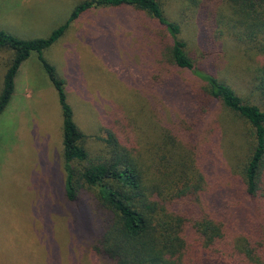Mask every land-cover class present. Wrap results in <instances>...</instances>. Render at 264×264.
I'll use <instances>...</instances> for the list:
<instances>
[{"label": "trees", "instance_id": "1", "mask_svg": "<svg viewBox=\"0 0 264 264\" xmlns=\"http://www.w3.org/2000/svg\"><path fill=\"white\" fill-rule=\"evenodd\" d=\"M169 1L83 0L48 37L23 39L0 30V50L14 52L0 114L22 63L37 51L62 108L65 195L70 201L91 197L105 213L93 245L103 264H264V0H174L177 8L168 12ZM122 5L144 11L158 27L161 73L151 80L191 78L176 95L165 92L171 116L149 124L150 140L134 141L113 120L87 145L91 137L76 120L65 81L43 53L87 10ZM190 27L201 31V44L188 37ZM219 43L243 52L238 67L251 77L250 98L212 69ZM220 108L234 118L240 144L237 167L227 175L216 168L221 135L206 127L208 113Z\"/></svg>", "mask_w": 264, "mask_h": 264}, {"label": "rangeland", "instance_id": "2", "mask_svg": "<svg viewBox=\"0 0 264 264\" xmlns=\"http://www.w3.org/2000/svg\"><path fill=\"white\" fill-rule=\"evenodd\" d=\"M82 1L0 0V30L23 39L48 37ZM176 8L177 2H167L168 12ZM144 13L131 5L93 7L43 53L65 81L76 120L91 137L87 145L96 144L95 137L113 120L134 141L150 140L155 133L149 124H164L171 116L165 92L176 95L189 83L191 77L183 74L169 83L151 80L161 73L162 43L157 25ZM200 32L190 27L188 37L201 44ZM13 53L0 50V93ZM242 54L234 43H219L212 69L250 98L251 77L238 67ZM173 104L178 107L179 99ZM228 114L213 109L206 123L221 135L216 168L223 174L237 167L239 157L238 127ZM62 127L57 89L34 51L22 63L10 103L0 114V264H103L93 245L105 213L91 197L70 201L65 195Z\"/></svg>", "mask_w": 264, "mask_h": 264}, {"label": "crops", "instance_id": "3", "mask_svg": "<svg viewBox=\"0 0 264 264\" xmlns=\"http://www.w3.org/2000/svg\"><path fill=\"white\" fill-rule=\"evenodd\" d=\"M22 1H24V2H22L23 4H26V3H28L27 1H30V0H22ZM49 1H51V0H40V2H43V3H45V2H49ZM78 5V4H77ZM5 111V110H4Z\"/></svg>", "mask_w": 264, "mask_h": 264}]
</instances>
